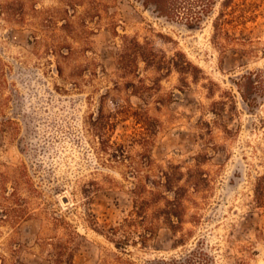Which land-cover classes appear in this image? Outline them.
<instances>
[{"label": "rangeland", "instance_id": "1", "mask_svg": "<svg viewBox=\"0 0 264 264\" xmlns=\"http://www.w3.org/2000/svg\"><path fill=\"white\" fill-rule=\"evenodd\" d=\"M35 1L40 8H50L60 0ZM257 1V19L248 25L257 54L243 56L232 49L222 52L212 42L219 6L190 27L185 19L167 18L144 0H114L111 12L119 23L118 36L105 25L97 27L88 57L97 63L99 75L83 90L58 76L53 58L35 54L30 25L17 24L0 11V58L7 71L0 91V123L13 121L7 128L0 124V172L26 165L42 192L35 200L34 216L15 227L0 223V254L7 255L8 245L19 243L23 263L51 264L46 241L66 239L75 231L76 264H114L123 255L114 242L119 238L110 240L105 230L128 216L135 180L129 168L99 150L89 132V116L104 102L107 113L132 106L155 122L149 155L156 171L170 165H181L185 171L198 155H210L203 168L212 178V188L199 200V208L188 205L182 233L161 226L147 246H129L126 257L139 263L169 259L202 242L215 264H264V209L254 200L256 178L264 174V98L257 108H249L234 84L250 71L260 72L264 83V3ZM124 35L152 42L168 58L183 60L184 55L199 68L196 78L188 75L184 82L173 71L161 78L150 98L135 96L125 87L131 79L121 78L116 66ZM84 61L65 66V74ZM140 74L154 77L144 65ZM218 102L225 105H215ZM218 108L221 116L215 112ZM141 131L133 118H120L113 141L137 156L143 152L136 142ZM196 214L201 216L197 223ZM53 217L72 226H55ZM182 238L184 245L178 243Z\"/></svg>", "mask_w": 264, "mask_h": 264}, {"label": "trees", "instance_id": "2", "mask_svg": "<svg viewBox=\"0 0 264 264\" xmlns=\"http://www.w3.org/2000/svg\"><path fill=\"white\" fill-rule=\"evenodd\" d=\"M114 0H60L59 5L50 8L39 7L35 0H15L0 4V11L17 24L30 25L33 28L31 43L37 56L47 55L54 59L56 72L65 82H69L76 90L98 77L97 63L88 57L92 51L91 38L97 27L105 25L114 35L118 36L119 23L115 13L111 12ZM151 4L167 18L186 20L190 27L199 25L204 17L213 14L217 6L219 10L214 17L212 42L222 52L230 49L243 56L257 54L256 41L248 32V25L254 23L261 7L257 0H144ZM264 3V0H261ZM117 55L116 66L119 75L127 80L125 87L135 96L143 100L150 98L159 86L161 78L177 72L186 82V76L196 78L195 71L199 68L183 56L168 58L150 41L141 42L138 38L124 35ZM84 58V63L72 66V72L65 74L64 67ZM52 62V61H48ZM141 65L152 70L154 77H143ZM5 64L0 58V91L7 83ZM152 84L149 85L148 83ZM234 84L243 102L249 108H257L260 99L264 98V83L260 72H248L239 77ZM157 86V87H155ZM120 88V84H116ZM97 90V89H95ZM95 92V91H94ZM230 99L234 95L227 92ZM106 95H102V100ZM104 102L96 114H91L87 121L89 132L96 139L99 150L110 155L134 175L131 190V211L119 226H108L105 231L110 240L122 251L114 264H215L203 243L187 253L169 259H156L139 263L127 258L129 246H147L157 235L161 226L168 227L174 234L182 233L188 215V205L199 208V200L206 199L212 188V178L204 170L203 165L210 159L208 153L195 157V165L184 167L170 165L166 170L154 169L149 155L151 138L157 126L144 111L135 110L132 106H122L115 113L105 111ZM215 105H225L224 102ZM218 108L217 116H221ZM120 118H133L141 126L140 139L136 141L143 149L137 156L128 155L125 145L113 141V132ZM13 123L6 119L0 123L5 128ZM264 130V121L262 122ZM227 133L231 131L227 128ZM113 151V152H112ZM112 152V153H111ZM42 195L38 186L31 178L26 165L11 173L0 172V223L15 227L21 221L34 216L35 200ZM254 200L259 208L264 209V174L257 177L254 185ZM55 226L72 225L62 218L53 217ZM195 223L201 216H194ZM107 227V226H106ZM66 228V227H65ZM75 231L66 239H51L46 241L51 248L49 257L51 264H76L74 261L73 245ZM183 238L178 241L183 244ZM184 245V244H183ZM21 245L9 244L7 255L0 254V264H25L19 259ZM239 264H246L240 262Z\"/></svg>", "mask_w": 264, "mask_h": 264}]
</instances>
